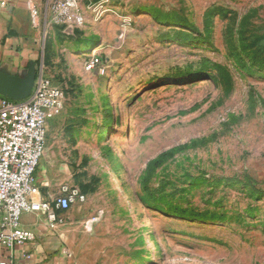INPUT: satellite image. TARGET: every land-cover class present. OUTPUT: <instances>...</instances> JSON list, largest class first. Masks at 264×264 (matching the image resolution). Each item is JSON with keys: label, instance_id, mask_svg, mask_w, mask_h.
I'll list each match as a JSON object with an SVG mask.
<instances>
[{"label": "rangeland", "instance_id": "rangeland-1", "mask_svg": "<svg viewBox=\"0 0 264 264\" xmlns=\"http://www.w3.org/2000/svg\"><path fill=\"white\" fill-rule=\"evenodd\" d=\"M15 1L0 0V63L30 43L65 94L41 196L85 195L59 212L57 251L74 264H264V0H121L99 19L81 0V25L34 0L40 27ZM94 48L100 69L86 64Z\"/></svg>", "mask_w": 264, "mask_h": 264}, {"label": "built area", "instance_id": "built-area-1", "mask_svg": "<svg viewBox=\"0 0 264 264\" xmlns=\"http://www.w3.org/2000/svg\"><path fill=\"white\" fill-rule=\"evenodd\" d=\"M80 1L53 0L55 18L70 25L83 24L85 15L80 12ZM110 4L111 0H96L87 8L99 19L110 11ZM27 5L33 26L40 27V8L34 0H27ZM97 53L98 48H94L89 55L88 69H100ZM64 102V90L43 71L37 74L27 98L11 99L0 95V245L3 250L0 264H22L19 253L26 259L32 257L26 247L35 240V233L21 226L24 213H42L54 227L61 220L59 212L85 200L79 188L68 184L60 185L55 194L42 197L36 179L46 152L48 121L61 113ZM63 252L72 256L67 249Z\"/></svg>", "mask_w": 264, "mask_h": 264}, {"label": "crops", "instance_id": "crops-1", "mask_svg": "<svg viewBox=\"0 0 264 264\" xmlns=\"http://www.w3.org/2000/svg\"><path fill=\"white\" fill-rule=\"evenodd\" d=\"M112 4H118L121 0H111ZM10 3H15V0H9ZM19 3V2H18ZM16 4V3H15ZM23 41V40H22ZM18 48V56L11 55L14 54L13 50H8V57L0 63V69L17 74H24L29 65V62L34 60L36 61L37 50L33 48V45L30 43L22 44ZM18 42H20L18 40ZM28 42V41H27ZM34 46L37 43V39L33 41ZM10 47V46H9ZM10 49V48H9ZM14 49V48H11ZM63 217V214L60 215ZM21 226L25 229L31 230L35 233V240L28 244L26 247L32 253V257L26 259L22 257V253H19V258L22 264H74L71 260L73 257L65 255L62 251H57L58 246L61 244L60 239L57 237L59 235L58 228L60 224H55L54 227L49 225L47 217L38 212H26L21 218ZM64 238L65 234H61ZM61 248V247H60ZM22 249V248H21ZM59 249V248H58ZM3 250L0 245V256L2 255Z\"/></svg>", "mask_w": 264, "mask_h": 264}, {"label": "water", "instance_id": "water-1", "mask_svg": "<svg viewBox=\"0 0 264 264\" xmlns=\"http://www.w3.org/2000/svg\"><path fill=\"white\" fill-rule=\"evenodd\" d=\"M37 76L36 61L32 60L22 74L0 69V95L11 99L27 98L35 85Z\"/></svg>", "mask_w": 264, "mask_h": 264}, {"label": "trees", "instance_id": "trees-1", "mask_svg": "<svg viewBox=\"0 0 264 264\" xmlns=\"http://www.w3.org/2000/svg\"><path fill=\"white\" fill-rule=\"evenodd\" d=\"M167 156H168L167 153L162 154L159 159L155 160V163L154 164L155 165H159L163 161V159H165ZM182 211L183 212H188L187 210H182ZM196 215H198V216H204V214H196Z\"/></svg>", "mask_w": 264, "mask_h": 264}, {"label": "bare ground", "instance_id": "bare-ground-1", "mask_svg": "<svg viewBox=\"0 0 264 264\" xmlns=\"http://www.w3.org/2000/svg\"><path fill=\"white\" fill-rule=\"evenodd\" d=\"M159 240H160V238H159Z\"/></svg>", "mask_w": 264, "mask_h": 264}]
</instances>
